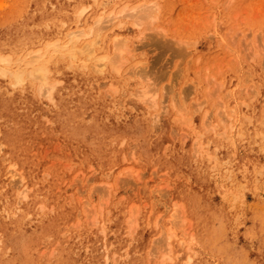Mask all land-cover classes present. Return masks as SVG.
I'll use <instances>...</instances> for the list:
<instances>
[{
  "label": "rangeland",
  "instance_id": "1",
  "mask_svg": "<svg viewBox=\"0 0 264 264\" xmlns=\"http://www.w3.org/2000/svg\"><path fill=\"white\" fill-rule=\"evenodd\" d=\"M187 263L264 264V0H0V264Z\"/></svg>",
  "mask_w": 264,
  "mask_h": 264
},
{
  "label": "bare ground",
  "instance_id": "2",
  "mask_svg": "<svg viewBox=\"0 0 264 264\" xmlns=\"http://www.w3.org/2000/svg\"><path fill=\"white\" fill-rule=\"evenodd\" d=\"M85 9H86V7H83V8H81V11H80V13H81V15L83 14V12L85 11ZM150 11V10H149ZM111 20V19H110ZM77 31V30H76ZM82 33V32H81ZM124 38L125 37H123V40H124ZM96 40V39H95ZM97 40H98V38H97ZM122 40V39H121ZM126 40V39H125ZM116 41H118V40H116ZM127 41V40H126ZM94 42V41H93ZM99 42V41H98ZM119 42L121 43V41L119 40ZM96 43V42H95ZM114 43V42H113ZM119 43V44H120ZM92 44V43H91ZM119 44H118V46H117V48L118 49H120V47H123L125 44H124V41H123V43H121L120 45L121 46H119ZM135 44V43H134ZM94 45V44H93ZM117 45V44H116ZM89 47V46H88ZM93 47V46H92ZM92 47H90V48H92ZM85 48H86V46H85ZM87 50V49H86ZM125 50H127V49H125ZM89 51V50H88ZM1 60H4V59H1ZM33 66V65H32ZM3 72V74H7V72L5 71V70H2ZM103 71V70H102ZM137 71V70H136ZM98 72H100V71H98ZM23 71H20V72H18V70H16V71H13L12 72V77L14 78V81H13V83L14 84H16V85H18L19 83H21L24 79H23ZM30 75L34 78V80L36 79V80H38L39 82H40V90L41 91H43L44 90V87H45V84L47 83V77H46V75H47V73H46V70H45V68H44V66H40V67H37L35 70H33V72H31L30 73ZM141 90V92H142V89H140ZM149 90V89H148ZM147 89H145V90H143L144 91V94H142L143 96L145 95V96H149L148 94L150 93L149 91H148ZM138 92L139 91H137V94H138ZM140 93V92H139ZM151 94V93H150ZM132 95V94H131ZM134 95H135V93H134ZM138 95H141V94H138ZM152 95V94H151ZM146 97V102H149V103H152V102H150V101H148V98ZM151 97V96H150ZM149 106V105H148ZM150 107V106H149ZM152 107V106H151ZM188 264V263H187Z\"/></svg>",
  "mask_w": 264,
  "mask_h": 264
}]
</instances>
